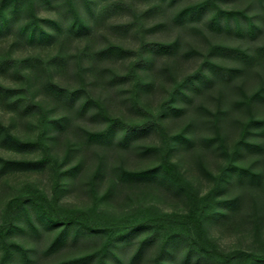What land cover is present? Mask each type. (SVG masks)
Wrapping results in <instances>:
<instances>
[{"label":"rangeland","instance_id":"374dc122","mask_svg":"<svg viewBox=\"0 0 264 264\" xmlns=\"http://www.w3.org/2000/svg\"><path fill=\"white\" fill-rule=\"evenodd\" d=\"M4 0H0V4ZM111 1V0H107ZM139 14L120 12L99 21L84 39L59 40L53 45L15 46L11 35L0 37V49L11 56L47 60L60 49L68 56L65 69H24L0 75L4 86L25 87L45 112L19 117L0 108V124L23 140L41 138L51 161L39 170L0 175L1 239L11 247L8 264L83 263L264 264V0H215L223 9L242 10L253 18L254 35L213 31L211 5L198 22L176 24L174 15L203 0H121ZM71 0H21L13 31L33 19L66 26L72 18ZM84 21L93 27L85 0H72ZM103 0H91L96 10ZM125 34L114 24L137 21ZM43 27L56 33L46 22ZM158 24L150 32L139 25ZM105 27V28H104ZM179 41L174 55L141 52L122 59L92 61L81 50L116 44L134 51L143 41ZM215 44L240 47L254 56L250 63L212 54ZM195 52L188 53L189 50ZM212 61L240 71L232 78L216 76ZM197 72L208 76L201 79ZM114 74L126 75L113 81ZM84 92L72 110H65L45 92L48 81ZM92 104L79 112L86 98ZM103 108L105 115L101 112ZM64 118L60 122L53 121ZM115 118L147 129L127 146L88 140L87 132L102 130ZM253 145H260L254 147ZM42 150L19 153L0 147V157L37 158ZM169 163L150 180L128 181L122 172ZM238 165L259 174L240 176ZM62 236L55 243L59 234ZM110 240L108 251L100 249ZM188 257V259H187Z\"/></svg>","mask_w":264,"mask_h":264},{"label":"trees","instance_id":"16d2710c","mask_svg":"<svg viewBox=\"0 0 264 264\" xmlns=\"http://www.w3.org/2000/svg\"><path fill=\"white\" fill-rule=\"evenodd\" d=\"M148 1H158V0H148ZM162 1V0H160ZM175 1V0H173ZM21 0H4L0 4V37L11 35L15 39V46L21 48L23 45H53L59 40L65 42L69 39H84L92 34L94 28H98V22L106 20L107 17L120 13L127 12L132 14L134 17H138L139 14L134 12L129 4L121 0H103V3L96 10L91 7V0H85L88 11L93 21V27L89 26L84 19L81 17L77 9L75 8L72 0L70 2V9L72 12V18L68 25H60L57 21H48L47 19H39L34 17L24 25H22L19 30L14 33V19L8 15V7L11 5V12L17 14L19 11V3ZM213 5L215 10L209 19L208 27L213 31H225L231 32L236 31L240 35L252 34L258 30V26L254 23L253 18L247 15L242 10H233V9H223L219 7L215 0H203L193 4H190L182 9H180L173 17V21L176 24H181L182 22H198L201 20V17L207 12L208 8ZM46 22L51 24L55 28L56 33H52L49 29H46L41 24ZM137 21H128L124 23H118L112 25L110 28L114 32L125 34L136 26ZM159 25L153 26H143L139 25L137 30L140 32H150L155 30ZM105 28V27H104ZM179 49V41L173 40L170 42L165 41H143L140 50L134 51L121 47L116 44H107L99 49L94 51H88L87 48L82 49L81 54H85L86 57L92 61H102L107 59H122L131 55H137L139 57L138 66H142L145 63V59L142 57L141 52L152 54V55H174ZM261 52L264 53V47L260 48ZM195 52L191 49L188 53ZM210 52L212 54H220L225 57L235 59L242 63H250L253 61L254 56L248 51L236 47L229 46L224 44H215L211 47ZM68 64V56L65 55L60 49L56 54L52 55L47 60H43L40 57H23L16 59L11 56L10 52L5 49H0V75H6L10 72L13 73L19 79H23L24 76L21 74V71L24 69L38 70L40 67L49 68L50 66L55 67L57 70H63ZM207 67L211 72L216 76L222 77L223 79L232 78L240 70L234 67H227L221 64L214 63L212 61L206 62ZM198 75L201 79L211 82L208 76L202 72H197L194 77ZM127 78L126 75L114 74L112 76L113 81H121ZM45 92L48 96L53 98L59 107L65 110H72L75 105L76 100L82 95L84 89L82 88H73L66 89L60 86H57L54 82L48 80L44 84ZM98 105L94 99L88 97L86 98L79 107L80 113H85L88 108L92 105ZM0 108L8 111L15 112L19 117L23 118L29 115L36 114L41 112L45 118V112L42 108L35 102L29 95L27 89L22 86H4L0 84ZM101 112H105L102 107H100ZM64 118H58L57 121L60 122ZM106 126L97 132H87L86 136L88 140L93 142H103V143H112L117 134L121 132L119 137L118 144L121 146H127L133 138L138 136L140 133L144 132L147 129L146 124L140 125H127L121 121L107 117ZM256 123L264 125V118L255 120ZM254 147H260V145H252ZM0 147L16 151L19 153H28L36 150H42L43 153L40 157L27 159H10L0 157V175L7 174L14 171H24V170H39L42 169L46 164H48L52 159L46 151V147L41 138L23 140L16 136L15 134L9 132L2 124H0ZM167 162L162 163V165L141 169V170H131L123 171L122 178L128 181H142L150 180L156 178L162 169L170 173ZM230 169L240 176L248 175L253 178H259V174L252 173L249 169L240 167L238 165H230ZM62 236V233L59 234V237L55 240V243ZM110 240L100 249V257L108 251V246L110 245ZM168 243L164 242L161 247V252L156 258L155 264H159V259L164 252L166 245ZM18 247L13 243H8L4 239H1V248L2 253L0 256V264H8V259L10 256L11 247ZM188 259V257H187ZM86 258H78L71 260L65 264H77L83 263ZM99 264H104V261L100 259Z\"/></svg>","mask_w":264,"mask_h":264}]
</instances>
